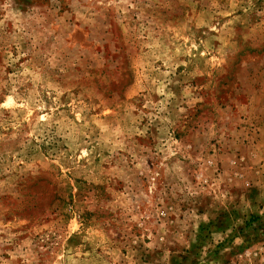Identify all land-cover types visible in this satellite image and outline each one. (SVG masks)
<instances>
[{
    "label": "rangeland",
    "instance_id": "374dc122",
    "mask_svg": "<svg viewBox=\"0 0 264 264\" xmlns=\"http://www.w3.org/2000/svg\"><path fill=\"white\" fill-rule=\"evenodd\" d=\"M0 264H264V0H0Z\"/></svg>",
    "mask_w": 264,
    "mask_h": 264
}]
</instances>
